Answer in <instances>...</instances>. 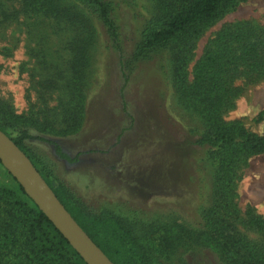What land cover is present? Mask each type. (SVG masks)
Segmentation results:
<instances>
[{"label":"rangeland","instance_id":"374dc122","mask_svg":"<svg viewBox=\"0 0 264 264\" xmlns=\"http://www.w3.org/2000/svg\"><path fill=\"white\" fill-rule=\"evenodd\" d=\"M108 1L114 40L82 6L70 15L71 0H57L65 16L0 0V105L21 117L33 136L25 146L80 204L132 222L171 219L200 228L202 209L214 198L216 162L196 143L208 128L205 111L180 89L192 84L206 51L241 50V62L220 67L226 94L219 120L264 135V0L219 12L191 41L183 65L174 44L132 60L142 28L159 12L156 0ZM85 38L86 51L78 52ZM68 115L78 117L74 130ZM18 185L0 162V187L18 191ZM230 201L238 231L263 242L245 223L250 215L264 217V152L237 161ZM171 264L221 263L212 250L194 246Z\"/></svg>","mask_w":264,"mask_h":264},{"label":"trees","instance_id":"16d2710c","mask_svg":"<svg viewBox=\"0 0 264 264\" xmlns=\"http://www.w3.org/2000/svg\"><path fill=\"white\" fill-rule=\"evenodd\" d=\"M19 1L28 8L27 11L36 8L43 15H66V10L60 9L62 4L57 0L54 3L53 0ZM71 1L70 15H75V4L82 6L100 20L111 38L115 39L110 16L112 4L108 0ZM239 1L156 0L159 12L142 28L132 60L151 58L157 49L174 44L178 55L176 59L183 61V65L185 55L191 49V41L219 12ZM78 16L87 22L83 14ZM221 40L218 37V42H224V39ZM77 46L78 52L82 49L86 51L87 39ZM241 57V50L238 55L231 54L224 45L206 51L194 66L192 84L180 89L184 96L195 97L196 106L205 111L208 128L197 137L196 143L206 146L207 154L216 162L214 198L209 207L202 209L203 225L200 228H189L171 219L132 222L108 209L93 211L76 201L61 183L56 184L49 164L25 146V140L33 136L21 125V117L6 111L1 105L0 130L25 153L77 224L114 264H171L172 256L194 246L212 250L221 264H264V241H257L238 231L231 219L233 210L230 201L235 164L245 157L263 153L264 135L247 131L239 123L219 120L226 94L219 80L220 67L225 61L241 62ZM122 60V67L129 68L128 60ZM67 117V122L73 121L68 125L76 129L78 117ZM52 144L60 158L70 160L59 144ZM245 224L264 238V217L250 215ZM11 255L13 257L8 261ZM0 264L86 263L18 185V191L0 187Z\"/></svg>","mask_w":264,"mask_h":264},{"label":"water","instance_id":"95a60500","mask_svg":"<svg viewBox=\"0 0 264 264\" xmlns=\"http://www.w3.org/2000/svg\"><path fill=\"white\" fill-rule=\"evenodd\" d=\"M0 162L86 264H114L77 224L25 153L1 130Z\"/></svg>","mask_w":264,"mask_h":264}]
</instances>
